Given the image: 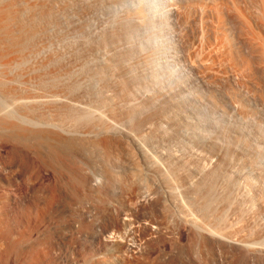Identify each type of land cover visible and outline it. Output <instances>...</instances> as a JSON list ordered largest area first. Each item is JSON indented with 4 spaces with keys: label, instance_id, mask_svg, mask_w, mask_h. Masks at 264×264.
I'll use <instances>...</instances> for the list:
<instances>
[{
    "label": "rangeland",
    "instance_id": "374dc122",
    "mask_svg": "<svg viewBox=\"0 0 264 264\" xmlns=\"http://www.w3.org/2000/svg\"><path fill=\"white\" fill-rule=\"evenodd\" d=\"M112 2L45 0V11H49L45 12V17L48 18L30 23L24 20L26 29L36 32L37 37H31L36 38L33 42L28 38L31 42L29 45L27 39L25 47L29 46L30 50L36 47V51L38 43L40 46L43 44L41 48H45L44 52H41V48H38L39 53L36 51L41 53L42 62L45 58L42 65L40 58L35 60L40 62L42 68L30 63V67L34 64L31 69L28 62V67L22 62L20 67L23 65L30 70L19 68V65L16 66L19 68L16 73H13L15 67L5 69V72L9 70L13 73L14 79L8 71L6 76L0 71L4 75L0 74V78L4 77L3 80L7 82L3 81L2 85L0 80L1 95L8 92V95H12L11 90L15 87L13 93L19 91L16 94L20 95L24 91L28 99L30 96V102L36 101L26 107L25 104L23 107L17 103L22 107L19 109L13 107L17 108L15 111L21 109L16 115L25 116L26 120H23L26 123L23 120L22 123L21 118L17 120L11 116L0 119V264H264V55L262 41L259 40L264 36L258 28L261 17L257 2L181 0L173 1L171 6L174 12L170 33L176 40L169 44V48L177 59L178 67L192 69L188 71L199 81L202 90L196 93L198 100L205 103L210 99L208 102L216 110L226 113L232 125L236 126L234 121L242 119L243 128L245 125L246 130L250 131L240 135L225 129L226 136H221L222 140L219 138L218 142L229 148L225 150L216 176L206 179H199L195 171L202 166L205 170L214 168L219 153L215 148L201 145L180 132V129L186 128V121L195 122L190 114L183 111L174 96L165 98L158 92L150 91L149 81L147 77L144 78L148 71L145 65L151 57L150 52L135 53L133 50L136 45L126 42L124 38L129 29L123 20L135 15V11H117L116 21L112 22V15L109 18V13L104 11ZM137 19L133 22L141 24ZM27 22L34 26L29 27ZM229 49L235 57H228ZM43 53H46L45 56ZM34 56L31 58L33 61L38 58L37 54ZM231 63H234L233 67ZM36 68L37 72L31 74ZM20 69L31 74L29 77L34 81V86L31 83L27 89V86L19 84V78L26 75ZM33 76L40 80H34ZM8 81L11 86L5 91L10 84ZM171 91L172 95L176 94L174 90ZM140 93L152 97L144 101ZM47 101L52 102L51 106ZM80 105L79 111L88 107L83 110L93 112L94 116L91 117L96 118L99 114L103 119L99 120L98 116V121L93 118L90 120L84 113L81 116L77 110L79 108L76 109ZM118 127L130 131L135 139L138 138L136 141H139L144 153L147 151V158L144 159L121 134L108 133ZM217 135L212 133L211 136L218 139ZM237 145L244 150L236 149ZM163 155L181 159L185 166L181 161L178 165L183 169L185 167V170H181L178 165L171 166L173 171L169 166L167 168L169 161H165L167 159ZM185 178L190 183L195 182L188 183L190 189L192 187L191 191ZM201 230H205L204 233Z\"/></svg>",
    "mask_w": 264,
    "mask_h": 264
},
{
    "label": "bare ground",
    "instance_id": "6f19581e",
    "mask_svg": "<svg viewBox=\"0 0 264 264\" xmlns=\"http://www.w3.org/2000/svg\"><path fill=\"white\" fill-rule=\"evenodd\" d=\"M101 1V0H100ZM111 1H113L109 6H108V8H107V10H104L105 11V13H109V18H110V16L112 15V19H111V21L112 22H115L116 21V13H117V11H120V10H134L135 11V15H133L132 17H128V18H125L123 21L128 25V29H129V32H128V35L126 36V34H125V36L126 37H124L125 38V40H126V42H133L136 46H135V48H134V46L133 45H131V46H133V48L135 49V50H133V51H135V53H137V54H139L140 52H142V51H148V52H150V58H149V60H148V63H147V65H145V66H147L146 68L148 69V71L145 73V75H144V78H146L147 77V79H148V81H149V89H150V91H155V92H158L161 96H163V97H165V98H167V97H169V96H174L176 99H177V102L179 103V104H181L182 105V108H183V111H185V112H187L188 114H190V116H191V119H193V121L195 122V123H193V122H188V121H186V128H184V129H180L181 131V133L182 134H184V135H187V136H189L190 138H192V139H194L196 142H198V143H200L201 145H204V146H207V147H213V148H215V150L217 151V153H219V159L217 160L218 162L217 163H215V167L214 168H212V167H210V169L209 170H205L206 168L205 167H203L202 166V168H199V167H201V165L198 167V166H196V167H198L199 169L198 170H196L195 172H196V174L198 175V177H199V179L200 178H207V177H213V176H216V170H217V168L219 167H221V165H222V162H223V155L225 154V150L227 151V149L229 148L227 145H223V144H221L220 142H218L219 141V138L221 139V136H222V138L223 137H225L226 136V134H225V129H229V131L230 132H232V133H234V134H244V135H246L247 133H249L250 131H247L246 130V128H245V125H244V128H243V124L240 122L242 119H240V121L238 120V121H234V124L235 123H237V125L235 126V125H232V121L228 118V116H226L224 113H222V112H220V111H218V110H216L215 108H214V105L213 104H211L210 102H208V101H211L210 99L207 101V102H201V100H198V98H197V92H200L201 90H202V87H201V85H199L198 83H199V81L197 80V79H195L194 77H192L191 76V73L189 72V71H192V69L190 70L189 68L188 69H184L183 67L181 68H179L178 66H179V64H178V62H177V59H176V57H175V55H173V52H172V50L169 48V44L170 43H172V42H174L175 40H176V38L174 37V35L172 34V33H170V26H172L173 25V23H172V20H171V17L173 16V12H172V4H173V1H181V0H111ZM183 1V0H182ZM253 1V0H252ZM256 2H257V5H258V8H259V15H260V19H259V21H258V28H259V30H261V33H263V36H264V0H255ZM47 2V1H46ZM60 2V1H59ZM205 2V1H204ZM247 2V1H246ZM175 3V2H174ZM215 3V2H214ZM221 3H222V1H221ZM251 3V2H250ZM47 4V3H46ZM45 4V0H0V71L2 70V73L6 76V72L8 71L10 74H11V72L9 71V70H6V72H5V69H12V68H14V70H13V73H16V71H18L17 69H19V68H21V67H23L22 69H25L24 68V66L22 65L21 67H20V65H21V63L23 62V64L24 63H26V64H24V65H28V63H29V67H30V65L32 64V63H34L35 64V67H37V66H40V65H42L44 62H45V58L44 59H42L43 60V62L41 61V53L40 54H38L39 52V49L41 48V46L43 45H41L40 46V44H38L37 43V41H38V39H37V41H36V43H37V46L39 45V47H37V52L36 51H34V49L36 48H33L32 50H30L28 47L26 48L25 46H26V44L25 43H27L28 44V42H29V39L28 38H30L31 39V37L33 36V35H35V37H36V32L35 33H33L32 31H31V29L29 30L28 28L26 29V27H25V22H24V20L26 19L29 23L30 22H38V20H39V22H40V20H42L43 21V19H44V17H45V12H49V11H45V7L47 8V6H45L46 5ZM58 4V3H57ZM108 4H109V2H108ZM213 4V3H212ZM50 5V4H49ZM61 5V4H60ZM73 5V4H72ZM104 5V4H103ZM206 5H207V3H206ZM214 5V4H213ZM225 5V4H224ZM256 5V6H257ZM52 6V5H51ZM85 6V5H84ZM188 6V5H187ZM53 7H54V5H53ZM52 7V8H53ZM96 7V6H95ZM98 7V6H97ZM191 7V6H190ZM220 7V6H219ZM232 7H233V4H232ZM56 8V7H55ZM181 8V7H180ZM202 8H204V7H202ZM222 8V7H221ZM237 8V7H236ZM254 8V7H253ZM257 8V7H256ZM240 9V8H239ZM52 10V9H51ZM214 10V9H213ZM255 11H256V9H254ZM81 11V10H80ZM99 11V10H98ZM177 11H178V9H177ZM202 11V10H201ZM216 11V10H215ZM254 11V12H255ZM53 12V11H52ZM52 12H51V14H52ZM129 12V11H128ZM242 12V11H241ZM26 13H28V17L26 16L27 14ZM59 13V12H58ZM80 13V12H79ZM134 13V12H133ZM179 13V12H178ZM248 13V12H247ZM257 13V12H256ZM54 14H55V12H54ZM236 14V13H235ZM237 14H238V12H237ZM243 14V13H242ZM101 15V14H100ZM245 15V14H244ZM26 16V18H24ZM55 16V15H54ZM119 16V15H118ZM103 17H106V16H103ZM176 17V16H175ZM201 17V16H200ZM207 17V16H206ZM218 17V16H217ZM245 17V16H244ZM45 18H48L47 16L45 17ZM51 18V17H50ZM73 18V17H72ZM136 18H138L137 20L138 21H141L142 23L141 24H138V25H136L133 21H136L135 19ZM174 18V17H173ZM246 18V17H245ZM257 18V17H256ZM75 19V18H74ZM217 19H219V17L217 18ZM45 20V19H44ZM50 20V19H49ZM203 20V19H202ZM255 20V21H256ZM59 21V20H58ZM110 21V22H111ZM212 21V20H211ZM220 21V20H219ZM254 21V22H255ZM27 22V23H28ZM48 22H50V21H48ZM253 22V23H254ZM29 23H28V25H29ZM106 23V22H105ZM104 23V24H105ZM219 23V22H218ZM227 23V22H226ZM33 24V23H32ZM31 24V25H32ZM35 24V23H34ZM40 25L39 23H36V25ZM116 24V23H115ZM213 24V23H212ZM239 24V23H238ZM242 24H243V22H242ZM254 24H257V22H255ZM31 25H29V27H31ZM114 25V24H113ZM32 26H34V25H32ZM104 26V25H103ZM215 26V25H214ZM226 26V25H225ZM47 27V26H46ZM49 27V26H48ZM110 27V26H109ZM127 27V26H126ZM34 28V27H33ZM40 28H41V26H40ZM43 28V27H42ZM41 28V29H42ZM105 28V27H104ZM111 28H112V26H111ZM121 28V27H120ZM212 28V27H211ZM214 28V27H213ZM218 28V27H217ZM34 29H36V28H34ZM37 29H38V26H37ZM44 29H45V27H44ZM216 29V28H215ZM240 29H241V27H240ZM112 30V29H111ZM110 30V31H111ZM249 30V29H248ZM247 30V31H248ZM39 31H41V30H39ZM114 31V30H113ZM201 31V30H200ZM205 31V30H204ZM204 31H202V32H204ZM46 32V31H45ZM48 32V31H47ZM222 32V31H221ZM111 33V32H110ZM219 33V32H218ZM223 33V32H222ZM255 33V32H254ZM48 34V33H47ZM93 34V33H92ZM97 34V33H96ZM115 34V33H114ZM119 34H120V32H119ZM226 34H228V33H226ZM246 34V33H245ZM43 35H45V33L43 34ZM78 35V34H77ZM76 35V36H77ZM212 35V34H211ZM38 36V35H37ZM60 36V35H59ZM93 36V35H92ZM96 36V35H95ZM110 36V35H109ZM116 36V35H115ZM206 36V35H205ZM216 36V35H215ZM252 36V35H251ZM48 37V36H47ZM66 37V36H65ZM98 37V36H97ZM102 37V36H101ZM227 37V36H226ZM34 38V37H33ZM31 39L32 40V42H33V40L35 41L36 40V38L35 39ZM38 38H40L39 36H38ZM42 38V37H41ZM77 38V37H76ZM80 38H81V35H80ZM92 38V37H91ZM100 38V37H99ZM111 38V37H110ZM113 38V37H112ZM205 38V37H204ZM215 38V37H214ZM258 38V37H257ZM257 38L255 39V40H257ZM28 39V42L26 41ZM208 39V38H207ZM218 39V38H217ZM254 39V38H253ZM31 40H30V42H31ZM45 40H46V35H45ZM95 40V39H94ZM221 40V39H220ZM225 40V39H224ZM259 40H261L262 41V54L264 55V38L263 39H261V37L259 38ZM98 41V40H97ZM103 41V40H102ZM209 41V40H208ZM30 42H29V45H30ZM45 42V41H44ZM66 42V41H65ZM92 42V41H91ZM118 42V41H117ZM232 42V41H231ZM257 42H258V40H257ZM35 43V42H34ZM41 43V42H40ZM97 43V42H96ZM103 43V42H102ZM120 43V42H119ZM192 43V42H191ZM261 43V42H260ZM107 44V43H106ZM204 44V43H203ZM226 44V43H225ZM231 44V43H230ZM31 45L33 46V43H31ZM45 45H46V43H45ZM126 45V44H125ZM205 45V44H204ZM227 45V44H226ZM35 46H36V44H35ZM48 46V45H47ZM104 46V45H103ZM210 46V45H209ZM228 46V45H227ZM250 46V45H249ZM31 47V46H30ZM46 47V46H45ZM180 47V46H179ZM218 47V46H217ZM226 47V46H225ZM39 48V49H38ZM46 48H48V47H46ZM132 48V49H133ZM191 48V47H190ZM211 48V47H210ZM219 48V47H218ZM218 48H216V50L218 49ZM29 49V50H28ZM43 49H45V48H41V52H44V50ZM98 49V48H97ZM100 49V48H99ZM106 49V48H105ZM105 49H103V51L105 50ZM128 49V48H127ZM198 49V48H197ZM96 50V49H95ZM121 50V49H120ZM208 50V49H207ZM220 50V49H219ZM222 50H223V48H222ZM224 50H226L225 48H224ZM252 50V49H251ZM46 51H47V49H46ZM49 51V50H48ZM122 51V50H121ZM193 51V50H192ZM200 51V50H199ZM221 51V50H220ZM34 52V53H33ZM81 52V51H80ZM97 52V51H96ZM102 52V51H101ZM206 52V51H205ZM225 52V51H224ZM98 53V52H97ZM104 53V52H103ZM105 53H107V51L105 52ZM132 53V52H131ZM196 53H197V51H196ZM215 53V52H214ZM217 53H218V50H217ZM217 53H215V54H217ZM228 53L231 55V51H230V49L228 50ZM261 53V52H260ZM34 54H37V56H38V58L36 59V58H34V61L33 60H31V58L34 56ZM45 54L46 53H43L42 55L43 56H45ZM96 54V53H95ZM99 54V53H98ZM109 54V53H108ZM193 54V53H192ZM228 54V55H229ZM40 55V56H39ZM100 55V54H99ZM136 55V54H135ZM189 55V54H188ZM212 55V54H211ZM224 55V54H223ZM228 56V57H230V58H232V57H235V56H233V55H231V56ZM262 55V56H263ZM104 56V55H103ZM103 56H102V58H103ZM108 56H110V55H108ZM127 56V55H126ZM199 56V55H198ZM206 56V55H205ZM225 56H227V53H226V55ZM257 56V55H256ZM259 56V55H258ZM35 57V56H34ZM41 57V58H40ZM50 57V56H49ZM130 57V56H129ZM149 57V56H148ZM219 57H220V55H219ZM40 58V59H39ZM99 58V57H98ZM104 58H106V57H104ZM109 58V57H108ZM156 58V59H155ZM185 58H187V57H185ZM213 58V57H212ZM216 58V57H215ZM223 58V57H222ZM221 58V59H222ZM263 58V57H262ZM27 60V59H29V60H31V61H24V60ZM39 59V61L41 62V64L39 65V63H37L36 61ZM134 59V58H133ZM159 61H158V60ZM206 59V58H205ZM217 59V58H216ZM227 59V58H226ZM264 59V58H263ZM36 60V61H35ZM49 60V59H48ZM80 60V59H79ZM114 60V59H113ZM189 60V59H188ZM193 60V59H192ZM219 60V59H218ZM233 60V59H232ZM50 61V60H49ZM92 61V60H91ZM96 61H97V59H96ZM100 61V60H99ZM202 61V60H201ZM228 61V60H227ZM243 61V60H242ZM263 62H264V60H262ZM28 62V63H27ZM38 64V65H36V63ZM104 62V61H103ZM204 62V61H203ZM241 62V61H240ZM31 63V64H30ZM106 63V62H105ZM112 63V62H111ZM110 63V64H111ZM195 63V62H194ZM202 63V62H201ZM228 63V62H227ZM235 63V62H234ZM234 63L231 65L232 67L234 66ZM34 64H33V66H31L30 68L32 69V67H34ZM103 64V63H102ZM109 64V65H110ZM121 64H122V62H121ZM145 64V63H144ZM190 64V63H189ZM200 64V63H199ZM203 64V63H202ZM236 64V63H235ZM241 64V63H240ZM248 64V63H247ZM19 65V68L17 67L16 68V66H18ZM108 65V64H107ZM114 65V64H113ZM187 65V64H186ZM195 65V64H194ZM212 65H214V64H212ZM219 65V64H218ZM27 66V67H28ZM104 66V65H103ZM112 66V65H111ZM43 67H44V65H43ZM106 67V66H105ZM108 67V66H107ZM133 67V66H132ZM186 67V66H185ZM189 67V66H188ZM193 67V66H192ZM205 67V66H204ZM209 67V66H208ZM224 67V66H223ZM231 67V68H232ZM30 68H26V69H28V70H30ZM38 68V67H37ZM37 68H36V70L34 71V70H32L31 72V74H34L35 72H37ZM40 69L42 68V66H40L39 67ZM78 68V67H77ZM141 68V67H140ZM190 68H191V64H190ZM207 68V67H206ZM226 68V67H225ZM22 69H20L21 70V72L22 73H24L23 71H22ZM34 69V68H33ZM110 69V68H109ZM113 69H114V67H113ZM130 69V68H129ZM217 69V68H216ZM233 69V68H232ZM27 70V71H28ZM39 70V69H38ZM105 70V69H104ZM138 70V69H137ZM189 70V71H188ZM225 70V69H224ZM44 71H45V67H44ZM115 71V70H114ZM221 71V70H220ZM226 71V70H225ZM248 71H249V69H248ZM19 72V71H18ZM17 72V73H18ZM34 72V73H33ZM42 72H43V69H42ZM85 72V71H84ZM109 72V71H108ZM206 72H208V71H206ZM215 71H213L212 73H214ZM218 72V71H217ZM230 72V71H229ZM12 73V74H13ZM47 73V72H46ZM131 73H132V71H131ZM210 73V72H209ZM1 74V73H0ZM3 74H1V75H3ZM12 74H11V77H13L12 76ZM24 74H26V72L24 73ZM30 73H28V74H26V75H24L23 77H21L22 76V74L19 76V77H21L22 78V80H21V78H19V80H20V85H22V86H27V89H28V86H31V83H32V86H34L33 85V82H32V79H31V77H29V75H31ZM38 74H40V76H42L41 75V72L40 71H38ZM102 74V73H101ZM138 74V73H137ZM239 74H240V72H239ZM247 74H248V72H247ZM0 75V77H2ZM3 75V76H4ZM47 74H45V76H46ZM107 75H109L108 73H107ZM143 75V74H142ZM215 75H216V73H215ZM238 75V74H237ZM36 76L38 77L39 75H37L36 74ZM39 76V77H40ZM64 76V75H63ZM112 76H113V74H112ZM202 76V75H201ZM214 76V75H213ZM220 76V75H219ZM223 76V75H222ZM226 76V75H225ZM243 76V75H242ZM10 77V76H9ZM15 77H16V74H15ZM38 77V78H39ZM43 77V76H42ZM59 77V76H58ZM105 77V76H104ZM117 77V76H116ZM218 77V76H217ZM245 77V76H244ZM4 78V77H3ZM3 78H0V80L2 79V81H1V84H2V82L4 81L5 83H7L6 82V80L4 79L3 80ZM6 78V77H5ZM35 79V76H33V79L34 80H40V79ZM89 78V77H88ZM114 78V77H113ZM220 78V77H219ZM250 78V77H249ZM7 79H8V73H7ZM13 79H14V77H13ZM82 79V78H81ZM107 79V78H106ZM119 79V78H118ZM221 79V78H220ZM231 79H233V78H231ZM238 79V78H237ZM9 80H11V79H9ZM19 80H17L18 82H19ZM76 80H77V78H76ZM113 80V79H112ZM248 80V79H247ZM12 81V80H11ZM85 81V80H84ZM90 81V80H89ZM95 81V80H94ZM102 81V80H101ZM108 81H109V79H108ZM250 81V80H249ZM9 83H10V81H8ZM97 82V81H96ZM105 82V81H104ZM118 82V81H117ZM143 82V81H142ZM14 83V82H13ZM22 83V84H21ZM62 83V82H61ZM95 83V82H94ZM98 83H99V80H98ZM113 83V82H112ZM75 84V83H74ZM116 84V83H115ZM129 84V83H128ZM3 85V84H2ZM9 86H7L6 87V85H5V87H6V89L4 88V86H3V88L5 89V91L7 90V88L8 87H10L11 86V83L10 84H8ZM13 85V84H12ZM87 85V84H86ZM92 85H93V82H92ZM122 85V84H121ZM138 85H139V83H138ZM259 85V84H258ZM42 86V85H41ZM79 86V85H78ZM89 86V85H88ZM239 86V85H238ZM19 87H21V86H19ZM86 87V86H85ZM93 87V89H95L96 88V86H92ZM92 87H90V88H92ZM118 87H119V85H118ZM195 87V88H194ZM212 87V86H211ZM242 87V86H241ZM24 88V87H23ZM114 88H116V87H114ZM247 88V87H246ZM11 89V88H10ZM10 89H8V91L10 90ZM14 89H15V87H14ZM13 88H12V90L11 91H15ZM19 89V88H18ZM18 89H16V90H18ZM32 89V88H31ZM20 90H24V89H20ZM25 90H26V88H25ZM113 90V89H112ZM171 90H174L175 92H176V94L175 93H173V94H175V95H172V91ZM1 91V90H0ZM138 91H140L139 89H138ZM13 92H11L12 93V95H8V94H10L9 92H8V94H6L5 92V95H1V94H3V91H2V93L0 94V119H2L3 117L4 118H8V117H10L11 116V118L12 117H15V118H17V120L19 119V118H21V122H22V120L25 118V116H24V118L23 117H20V115L18 116V115H16V114H18V112L21 110H18V111H15V109H19V108H22V107H19L20 105H18V104H21L22 106L25 104V107H26V105L28 104V105H31V103L33 102V101H35V100H33V96L31 97L32 99L31 100H33L32 102H30V96H29V99H28V97L26 96L27 95V93H26V95L24 94L25 92L24 91H22V94L20 93V95L19 94H16L17 92H19V91H16V93H13ZM31 92V91H30ZM96 92V91H95ZM128 92V91H127ZM203 92V91H202ZM212 92V91H211ZM246 92V91H245ZM102 93V92H101ZM106 93V92H105ZM112 92H110V94H111ZM125 93H126V91H125ZM131 93V92H130ZM136 93V92H135ZM134 93V94H135ZM138 93V92H137ZM255 93V92H254ZM16 94V95H15ZM109 94V95H110ZM122 94V93H121ZM132 94V93H131ZM141 94V93H140ZM152 94V93H151ZM201 94V93H200ZM261 94V93H260ZM56 95V94H55ZM61 95V94H60ZM96 95V94H95ZM113 95V94H112ZM199 95V94H198ZM232 95V94H231ZM51 96V95H50ZM94 96V95H93ZM124 96H125V94H124ZM128 96V95H127ZM136 96V95H135ZM139 96V95H138ZM157 96V95H156ZM235 96V95H234ZM261 96V95H260ZM38 97V96H37ZM42 97V96H41ZM46 97V96H45ZM49 97V96H48ZM59 97V96H58ZM141 97H143V99L142 100H144V101H146L147 99H149L150 97H152V96H150V95H148V94H146V93H142L141 94ZM200 97H202V96H200ZM199 97V98H200ZM206 97V96H205ZM204 97V98H205ZM208 97V96H207ZM54 98V97H53ZM99 98V97H98ZM101 98V97H100ZM125 98V97H124ZM129 98H131V97H129ZM133 98V97H132ZM131 98V99H132ZM137 98V97H136ZM228 98V97H227ZM234 98V97H233ZM39 99V98H38ZM47 99H49V98H47ZM52 99V98H51ZM56 98H54V100H55ZM65 99V98H64ZM91 99V98H90ZM108 99V98H107ZM202 99H203V97H202ZM207 99V98H206ZM261 99V98H260ZM40 101H41V99H39ZM57 100V99H56ZM73 100V99H72ZM94 100V99H93ZM100 100V99H99ZM132 100H134V99H132ZM50 101V100H49ZM49 101H47V102H49ZM52 101V100H51ZM68 101V100H67ZM101 101V100H100ZM150 101V100H149ZM215 101V100H214ZM234 101V100H233ZM232 101V102H233ZM264 101V100H263ZM29 102H30V104H29ZM36 102V101H35ZM44 102V101H43ZM64 102V101H63ZM75 102V101H74ZM103 102V101H102ZM122 102V101H121ZM151 102V101H150ZM175 102V101H174ZM18 103V104H17ZM51 103L52 102H49V104H50V106H51ZM56 103V102H55ZM57 103H58V101H57ZM69 103V102H68ZM110 103V102H109ZM124 103V102H123ZM263 103V102H262ZM17 104V105H16ZM33 104V103H32ZM48 104V103H47ZM59 104V103H58ZM70 105H72V103H69ZM83 104H84V102H83ZM87 104V103H86ZM85 104V105H86ZM104 104V103H103ZM112 104V103H111ZM127 104V103H126ZM152 104V103H151ZM231 104V103H230ZM255 104V103H254ZM16 105V106H15ZM27 105V106H28ZM42 105H45V104H42ZM66 105H67V103H66ZM69 105V106H70ZM82 105V104H81ZM81 105L80 106H78V107H76V109L77 108H79V107H81ZM128 105H130V103H128ZM74 106V105H73ZM82 106H84V105H82ZM88 106V105H87ZM90 106V105H89ZM95 106V105H94ZM103 106V105H102ZM105 106V105H104ZM228 106V105H227ZM13 107H17V108H13ZM24 107V106H23ZM37 107V106H36ZM143 107V106H142ZM229 107H230V105H229ZM86 108V107H85ZM85 108H81L82 109V111H79L80 110V108L79 109H77L78 111H79V113L81 114V116H83L84 114L91 120L93 117H91V116H94L93 115V112H90V111H84L83 109H85ZM88 108V107H87ZM86 108V109H87ZM98 108H100L99 106H98ZM103 108V107H102ZM231 108H232V106H231ZM230 108V109H231ZM57 109H58V106H57ZM101 109V108H100ZM73 110H74V108H73ZM109 110V109H108ZM168 110H169V108H168ZM220 110V109H219ZM225 110V109H224ZM78 111H76L77 113H78ZM95 111V110H94ZM106 111V110H105ZM110 111V110H109ZM170 112H171V110H169ZM245 111V110H244ZM17 112V113H16ZM75 112V111H74ZM101 112V111H100ZM111 112V111H110ZM135 112V111H134ZM232 112H233V110H232ZM84 113V114H83ZM95 113H96V111H95ZM94 113V114H95ZM97 113H99V112H97ZM186 113V114H187ZM21 114V113H20ZM28 114V113H27ZM79 114V115H80ZM83 114V115H82ZM103 114V113H102ZM129 114H131L130 112H129ZM134 114V113H133ZM132 114V115H133ZM43 115V114H42ZM77 115V114H76ZM78 115V116H79ZM96 115V114H95ZM103 115H105V114H103ZM108 115V114H107ZM136 115V114H135ZM235 115H237V114H235ZM249 115V114H248ZM81 116H80V118H81ZM85 116V117H86ZM98 116H99V114L97 115V117L96 118H93V119H96V121H98L97 119H98ZM102 116V115H101ZM101 116H99L100 117V119L99 120H101V119H103V117L101 118ZM109 116H110V114H109ZM157 116V115H156ZM251 116V115H250ZM249 116V117H250ZM66 117V116H65ZM77 117V116H76ZM84 117V118H85ZM86 117V118H87ZM107 117V116H106ZM112 117V116H111ZM114 117V116H113ZM128 117H129V115H128ZM138 117V116H137ZM143 117V116H142ZM64 118V117H63ZM83 118V117H82ZM86 118H85V120H86ZM87 118V119H88ZM186 118V117H185ZM129 119V118H128ZM188 119H189V117H188ZM250 119V118H249ZM14 120V119H13ZM16 120V119H15ZM20 120V119H19ZM24 120H26V119H24ZM23 120V122H25L26 123V121H24ZM28 120H30V119H27V121ZM89 120V121H90ZM43 121V120H42ZM58 121V120H57ZM80 121H82V120H80ZM88 121V120H87ZM86 121V122H87ZM111 121V120H110ZM113 121V120H112ZM111 121V122H112ZM160 121V120H159ZM247 121V120H246ZM254 121H256V120H254ZM22 122V123H23ZM28 122H30V121H28ZM50 122V121H49ZM91 122H94V120L93 121H91ZM101 122V121H100ZM103 122V121H102ZM107 122V121H106ZM110 122V123H111ZM244 124H247V123H245V122H243ZM2 124V123H1ZM5 124V123H4ZM32 124H35V126H36V123L35 122H33ZM50 124V123H49ZM61 124V123H60ZM94 124V123H93ZM98 124V123H97ZM100 124V123H99ZM103 124V123H102ZM101 124V125H102ZM258 123H256V125H257ZM29 125H31V123L29 124ZM58 125H59V123H58ZM89 125V124H88ZM113 125V124H112ZM8 126V125H7ZM33 126V125H32ZM47 126V125H46ZM50 126V125H49ZM70 126V125H69ZM96 126V125H95ZM108 126H109V124H108ZM114 126V125H113ZM128 126V125H127ZM250 126V125H249ZM258 126V125H257ZM51 127V126H50ZM58 127V126H57ZM92 127V126H91ZM101 127V126H100ZM152 127V126H151ZM150 127V128H151ZM15 128H17V127H15ZM20 128V127H19ZM37 128V127H36ZM56 128V127H55ZM60 128V127H59ZM64 128H66V127H64ZM88 128V127H87ZM107 128V127H106ZM109 128V127H108ZM112 128V127H111ZM124 128V127H123ZM161 128V127H160ZM254 128V127H253ZM252 128V129H253ZM257 128V127H256ZM3 129V128H2ZM44 129V128H43ZM48 129V128H47ZM62 130H63V128H61ZM68 129V128H67ZM77 129V128H76ZM114 129V128H113ZM143 129V128H142ZM251 129V130H252ZM15 130V129H14ZM33 130V129H32ZM60 130V129H59ZM66 130V129H65ZM70 130V129H69ZM73 130V129H72ZM75 130V129H74ZM73 130V131H74ZM96 130H98V129H96ZM95 130V131H96ZM105 131L107 130V129H104ZM250 130V129H249ZM256 130V129H255ZM12 131V130H11ZM67 131V130H66ZM93 131V130H92ZM109 131V130H108ZM112 131V130H111ZM108 132L109 134L110 133H113V135L114 134H121L123 137H125L126 139H127V141L129 140L133 145H134V147H136V149L138 150V152L140 153V155L142 156V157H144V159L145 158H147L146 157V152L147 151H145V153H144V151H143V147L141 148V144L140 143H138L139 141H136L137 139H135V137H133V135H131L129 132L130 131H125V130H122V129H119V127L118 128H115L112 132ZM144 131V130H143ZM148 131H149V129H148ZM253 131V130H252ZM23 132V131H22ZM94 132V131H93ZM98 132V131H97ZM101 132V131H100ZM104 132V131H103ZM254 132V131H253ZM252 132V133H253ZM256 132V131H255ZM18 133V132H17ZM67 133V132H66ZM69 133H71V130H70V132ZM87 133V132H86ZM138 133V132H137ZM167 133V132H166ZM212 133H216V135L218 134L219 135V137H218V139H215L216 138V136H215V138L214 137H212L211 135H212ZM258 133V132H257ZM74 134V133H73ZM72 134V135H73ZM91 134V133H90ZM144 134V133H143ZM163 134V133H162ZM27 135V134H26ZM80 135V134H79ZM86 135V134H85ZM84 135V136H85ZM217 135V136H218ZM229 135V134H228ZM259 135V134H258ZM75 136H76V134H75ZM87 136V135H86ZM119 136V135H118ZM261 136V135H260ZM14 137V136H13ZM49 137V136H48ZM72 137V136H71ZM88 137V136H87ZM90 137H91V135H90ZM90 137H89V139H90ZM104 137V136H103ZM142 137H143V135H142ZM256 137V136H255ZM11 138V137H10ZM44 138V137H43ZM94 138H95V136H94ZM110 138H113V137H111L110 136ZM145 138V137H144ZM175 138V137H174ZM16 139V138H15ZM103 139V138H102ZM105 139V138H104ZM125 139V140H126ZM165 139V138H164ZM225 139V138H224ZM12 140V139H11ZM99 140V139H98ZM115 140H116V138H115ZM124 140V141H125ZM140 140V139H139ZM151 140V139H150ZM222 140V139H221ZM121 141H123L122 139H121ZM143 141H144V139H143ZM158 141V140H157ZM225 141V140H224ZM17 142V141H16ZM59 142V141H58ZM105 142H106V140H105ZM154 142V141H153ZM223 142V141H222ZM71 143V142H70ZM117 143H119V142H117ZM160 143V142H159ZM180 143V142H179ZM226 143V142H225ZM26 144V143H25ZM58 144V143H57ZM128 144V143H127ZM157 144V143H156ZM104 145V144H103ZM162 145V144H161ZM172 145V144H171ZM174 145V144H173ZM189 145V144H188ZM108 146V145H107ZM116 146V145H115ZM124 146V145H123ZM153 146V145H152ZM170 146V145H169ZM186 146V145H185ZM155 147V146H154ZM160 147H162V146H160ZM247 147V146H246ZM105 148V147H104ZM120 148V147H119ZM182 148V147H181ZM180 148V149H181ZM114 149V148H113ZM117 149V148H116ZM146 149H148V148H146ZM172 149V148H171ZM179 149V148H178ZM236 149H238V150H244L241 146H239V148H238V145H237V148ZM163 150V149H162ZM214 150V149H213ZM261 150V149H260ZM129 151H130V149H129ZM174 151V150H173ZM176 151V150H175ZM184 151V150H183ZM190 151V150H189ZM250 151V150H249ZM149 152V151H148ZM186 152V151H185ZM53 153V152H52ZM133 153V152H132ZM164 153V152H163ZM183 153V152H182ZM114 154V153H113ZM154 154V153H153ZM186 154V153H185ZM69 155V154H68ZM232 155V154H231ZM149 156V155H148ZM163 156H166V155H163ZM162 156V157H163ZM176 156V155H175ZM188 156H190V155H188ZM200 156V155H199ZM202 156H204V155H202ZM208 156V155H207ZM235 156V155H234ZM152 157V156H151ZM254 157H256V156H254ZM42 158V157H41ZM134 158V157H133ZM149 158V157H148ZM258 158H260V157H258ZM153 159V158H152ZM157 159V158H156ZM162 159H164V158H162ZM165 159H167V160H165V161H169V165L168 164H166L167 165V168H168V166H169V168L171 169V168H173V167H171V166H174V165H178V163L181 161V159H179V158H174V157H172L171 155L170 156H166L165 157ZM190 159V158H189ZM194 159V158H193ZM253 159V158H252ZM56 160V159H55ZM149 160V159H148ZM155 160V159H154ZM157 160H160V159H157ZM174 160V161H173ZM246 160V159H245ZM137 161V160H136ZM59 162V161H58ZM149 162V161H148ZM154 162V161H153ZM69 163V162H68ZM135 163V162H134ZM146 163V162H145ZM152 163V162H151ZM155 163H157V162H155ZM167 163V162H166ZM153 164V163H152ZM165 164V163H164ZM181 164H183L182 163V161H181ZM184 165V164H183ZM207 165V164H206ZM139 167H140V165H138ZM145 166V165H144ZM147 166H149V164L147 165ZM146 166V167H147ZM154 166V165H153ZM152 166V167H153ZM156 166V165H155ZM163 166V165H162ZM174 167V168H177V167ZM185 166V165H184ZM213 166V165H212ZM252 166V165H251ZM251 166H250V168H251ZM254 166V165H253ZM260 166H261V164H260ZM138 167V168H139ZM157 167V166H156ZM164 167H166V166H164ZM180 167V166H179ZM187 167H188V165H187ZM237 167V166H236ZM235 167V168H236ZM243 167H244V165H243ZM258 167H259V165H258ZM78 168V167H77ZM76 168V169H77ZM141 168H143L142 167V165H141ZM162 168V167H161ZM160 168V169H161ZM181 168V170L183 169L182 167H180ZM204 168V169H203ZM208 168V167H207ZM212 168V169H211ZM234 168V167H233ZM239 168V167H238ZM241 168V167H240ZM248 168V167H247ZM255 168V167H254ZM140 169V168H139ZM157 169V168H156ZM159 169V168H158ZM163 169V168H162ZM258 169V168H257ZM257 169H255V170H257ZM260 169V168H259ZM150 170V169H149ZM169 170V169H168ZM172 171H173V169H171ZM170 170V171H171ZM183 170H185V167H184V169ZM231 170V169H230ZM254 170V169H253ZM264 170V169H263ZM67 171H69L68 169H67ZM66 171V173H68ZM105 171V170H104ZM110 171V170H109ZM108 171V172H109ZM138 171V170H137ZM142 171H143V169H142ZM162 171H164V170H162ZM65 172V171H64ZM157 172V171H156ZM155 172V173H156ZM167 172V171H166ZM182 171H180V173H181ZM184 172V171H183ZM240 172H242V171H240ZM240 172H238V173H240ZM256 172V171H255ZM98 173V172H97ZM142 173V172H141ZM159 173H161V171L159 170ZM158 173V174H159ZM163 173V172H162ZM71 174V173H70ZM144 174V173H143ZM150 174V173H149ZM148 174V175H149ZM157 174V175H158ZM163 174H165V173H163ZM182 174V173H181ZM188 174V173H187ZM242 174V173H241ZM95 175V174H94ZM97 175V174H96ZM112 175V174H111ZM153 175H155V174H153ZM183 175V177H185L184 176V174H182ZM186 175V174H185ZM67 176V175H66ZM162 176V175H161ZM165 176H166V174H165ZM164 176V177H165ZM177 176V175H176ZM187 176V175H186ZM69 177V176H68ZM67 177V178H68ZM105 177V176H104ZM108 177V176H107ZM145 177V176H144ZM151 177V176H150ZM158 177H159V175H158ZM163 177V176H162ZM180 177V176H179ZM182 177V178H183ZM189 177V176H188ZM72 178L73 179H75V177L74 176H72ZM84 178V177H83ZM93 178H94V176H93ZM99 178V177H98ZM141 178V177H140ZM146 178V177H145ZM149 178V177H148ZM154 178V177H153ZM161 178V177H160ZM159 178V179H160ZM167 178V177H166ZM178 178V177H177ZM232 178V177H231ZM242 178V177H241ZM70 180H72L71 178H69ZM78 179H79V177H78ZM137 179V178H136ZM147 179V178H146ZM150 179V178H149ZM162 179V178H161ZM160 179V180H161ZM165 179V178H164ZM168 179V178H167ZM170 179V178H169ZM188 179V178H187ZM186 178H185V180L187 181L186 183H187V185H189V189H190V184L192 183V182H194V181H192L191 183L190 182H188V180H187ZM229 179V178H228ZM233 179V178H232ZM237 179V178H236ZM99 180V179H98ZM111 180V179H110ZM181 180V179H180ZM190 180V179H189ZM211 180V179H210ZM221 180V179H220ZM90 181V180H89ZM105 181V180H104ZM136 181V180H135ZM146 181V180H145ZM150 181V180H149ZM156 181V180H155ZM165 182H166V179L164 180ZM213 181H215V180H213ZM212 181V182H213ZM228 181V180H227ZM231 181V180H230ZM100 182V181H99ZM106 182H108V181H106ZM171 182V181H170ZM78 183V182H77ZM137 183V182H136ZM148 183V182H147ZM163 183V182H162ZM167 183H168V181H167ZM172 183V182H171ZM176 183V182H175ZM188 183H190V184H188ZM195 183V182H194ZM206 183V182H205ZM220 183V182H219ZM170 184V183H169ZM207 184V183H206ZM205 184V185H206ZM217 184H218V182H217ZM233 184V183H232ZM234 184H236V183H234ZM80 185V184H79ZM133 185V184H132ZM168 185V184H167ZM172 185V184H171ZM170 185V186H171ZM176 185V184H175ZM197 185V184H196ZM203 185V184H202ZM219 185V184H218ZM104 186V185H103ZM135 186V185H134ZM157 186V185H156ZM173 186V185H172ZM177 186V185H176ZM192 186H194L195 187V185H192ZM199 186H201V185H199ZM244 186V185H243ZM248 186V185H247ZM90 187V186H89ZM88 187V188H89ZM139 187V186H138ZM141 187V186H140ZM158 187V186H157ZM222 187V186H221ZM159 188V187H158ZM166 188V187H165ZM169 188V187H168ZM167 188V189H168ZM172 188V187H171ZM170 188V189H171ZM213 188V187H212ZM86 189V188H85ZM137 189V188H136ZM140 189H142V188H140ZM179 189V188H178ZM191 189H192V187H191ZM191 189H190V191H191ZM195 189V188H194ZM196 189H198L197 187H196ZM214 189V188H213ZM96 190V189H95ZM98 190H100V189H98ZM154 190H156V189H154ZM153 190V191H154ZM172 190H173V188H172ZM181 190V189H180ZM185 190V189H184ZM103 191V190H102ZM141 191V190H140ZM140 191H139V193L138 194H140ZM157 191V190H156ZM179 191V190H178ZM183 191V190H182ZM186 191V190H185ZM189 191V190H188ZM187 191V192H188ZM199 191V190H198ZM91 192V191H90ZM101 192V191H100ZM167 192V191H166ZM172 192V191H171ZM174 192V191H173ZM176 192V191H175ZM220 192V191H219ZM97 193V192H96ZM146 193H148V191L146 192ZM160 194H161V197H164V196H162V193L161 192H159ZM177 193V192H176ZM192 194H193V191L191 192ZM98 194H100V193H98ZM103 194V193H102ZM141 194H143V193H141ZM164 194V193H163ZM167 194H169V192H167ZM171 194V193H170ZM178 194V193H177ZM184 194V193H183ZM150 195V194H149ZM185 195V194H184ZM190 195V194H189ZM137 196V195H136ZM143 196V195H142ZM145 196V195H144ZM148 196V195H147ZM169 196V195H168ZM175 196V195H174ZM173 196V197H174ZM193 196V195H192ZM141 197V196H140ZM170 197V196H169ZM181 197V196H180ZM183 197V196H182ZM185 197V196H184ZM168 198V197H167ZM175 198H176V196H175ZM174 198V199H175ZM192 198V197H191ZM173 199V200H174ZM178 199H180V198H178ZM186 199V198H185ZM189 199V198H188ZM187 199V200H188ZM161 200H164V199H161ZM172 201V200H171ZM170 201V203H172ZM181 201V200H180ZM175 202H177V201H175ZM160 203H161V201H160ZM165 203V202H164ZM181 203V202H180ZM163 204V203H162ZM178 204V203H177ZM208 203H206V205H207ZM171 205V204H170ZM173 205V204H172ZM205 205V204H204ZM178 206V205H177ZM181 206V205H180ZM179 206V207H180ZM198 206V205H197ZM186 207V206H185ZM178 209V208H177ZM176 209V210H177ZM205 213V212H204ZM183 217V216H182ZM183 219V218H182ZM189 219V218H188ZM185 220V219H184ZM190 220V219H189ZM196 220V219H195ZM6 221V220H5ZM187 220H185V222H186ZM2 222V221H1ZM188 223H190V222H188ZM7 224V223H6ZM186 224V223H185ZM201 224V223H200ZM193 225V224H192ZM191 225V226H192ZM203 226V225H202ZM195 227V226H194ZM205 227V226H204ZM193 228V227H192ZM6 229V228H5ZM196 229V228H195ZM197 229H199V228H197ZM205 229V228H204ZM206 230H209V229H207L206 228ZM7 231H8V226H7ZM7 231H6V233H7ZM205 231V230H204ZM204 231H202L201 230V232H203L204 233ZM199 232V231H198ZM210 232V231H209ZM208 232V233H209ZM202 233V234H203ZM207 233V234H208ZM8 234V233H7ZM7 234H5V235H7ZM211 235H212V233H210ZM10 235V234H9ZM215 235V234H214ZM213 236V235H212ZM249 245V244H248ZM247 247V246H246ZM250 248V247H249Z\"/></svg>",
    "mask_w": 264,
    "mask_h": 264
}]
</instances>
